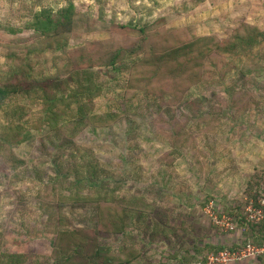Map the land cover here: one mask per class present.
Wrapping results in <instances>:
<instances>
[{
	"label": "rangeland",
	"instance_id": "rangeland-1",
	"mask_svg": "<svg viewBox=\"0 0 264 264\" xmlns=\"http://www.w3.org/2000/svg\"><path fill=\"white\" fill-rule=\"evenodd\" d=\"M70 6L66 44L45 49L47 41L27 29L28 23L42 9ZM243 24L264 32V0H0V76H10L25 56L43 73L29 83L30 93L12 94L0 104V135L21 122L27 131L18 145H10L20 163L0 155V252L22 253L26 264H54L50 254L59 231L97 230L96 201L126 218L127 234L99 235V243L113 252L140 249L144 259L159 261L169 250H185L202 258L214 245L242 242L244 210L264 191V40L228 63L207 58L196 73L209 78L187 91L180 74L169 73L175 97L160 103L144 91L125 103L131 60L95 67L90 80L99 92L93 112L122 117L110 127L81 131L75 144L87 154L50 133L47 124L35 127L39 114L31 108L41 106L37 92L45 83L60 94L84 85L58 67L64 53L89 42L101 46L118 39L143 50L169 33L223 40ZM92 159L104 170L95 183L63 171L71 163L84 174ZM45 185H56L53 203L42 197ZM212 200L224 213H236L237 231L224 233L210 223L203 208Z\"/></svg>",
	"mask_w": 264,
	"mask_h": 264
},
{
	"label": "trees",
	"instance_id": "trees-1",
	"mask_svg": "<svg viewBox=\"0 0 264 264\" xmlns=\"http://www.w3.org/2000/svg\"><path fill=\"white\" fill-rule=\"evenodd\" d=\"M72 9V6L57 12L51 9H42L34 14L33 19L27 25V29L39 34L43 41H47L45 45L48 46L45 49H53L55 47L61 49L68 40V36H66L63 29L70 27L72 24ZM124 29L128 28L124 27ZM263 40L264 32L262 30L254 25L243 24L228 38L223 40H219L216 37L189 38L187 34L169 33L165 37H160L154 41L151 40L152 43L150 45L146 43L143 50L142 48H128L118 43V39H113L112 43L101 46L95 42H89L84 47L64 53L60 57L61 65L58 67L65 74L78 75L84 85L80 83L76 91L62 92L60 94L59 90L51 87L49 82L45 83L44 87L37 92L40 96L41 106L31 108V111H37L39 114V118L33 124L37 128L47 124L50 133L60 134L65 143L69 141L77 151H83L84 154H87L85 148L81 149L75 144V140L81 131L87 127H110L122 117L120 113L101 115L93 112L91 102L93 97L99 92L95 84L90 80L93 75L91 70L95 67L115 66L124 60H131L133 70L129 74L127 81L125 103H130L141 91L152 94L154 100L160 103V101L170 100V98L175 97L170 81L166 78L169 73L178 72L180 75L177 77L183 83L184 90L187 91L195 86L196 83L205 79L197 76L196 70L204 67L207 58L214 59L217 63H228L227 59L237 53H240V55L246 52L249 53V51L259 46ZM43 52L44 50L40 52V56H44ZM30 53L27 52L25 55ZM141 53H144V57L134 62L133 60L138 58ZM27 57L19 58V64H16L10 70L12 71L10 76L5 74L0 76V104L12 94L30 93L29 83L31 80L38 73L42 76L41 67L34 69ZM217 63L216 65H218ZM147 69H149V73L145 75ZM86 92L89 94L87 102H84L82 95ZM78 94L80 95L78 96ZM69 97L73 98V100L68 99ZM75 103L77 105L76 109L73 107ZM43 112L44 115L41 116ZM23 123L21 122L16 126H5L6 128L3 129L0 135V155L4 160L10 158L12 160L11 163H20L21 161L12 152L10 145H18L22 141L23 135L27 132ZM84 158L81 157V160H84ZM21 163H23V160ZM84 165L89 168L85 169L86 172L84 174L82 168H75L71 163H66L63 171L69 174H80L81 178H78V180L83 179V183H85L84 179L86 178L90 179L92 183L97 182L99 176L96 173H103L104 170L102 168L97 170V162L94 164L93 159L91 162L87 161ZM61 183H63V178ZM55 186H43L42 197L52 203L58 199L52 190ZM86 199L94 198L89 195ZM92 204H94L97 211V230L74 229L71 231H59L50 254L54 264H168L164 260L153 261L144 259L142 255L144 256L145 251L140 249L139 251L130 248L124 252H113L110 251L108 246L101 245L99 243V235L101 233L108 235L127 234V221L124 214L114 206L100 201ZM221 212L224 213L222 210ZM226 214L239 218L233 211L226 212ZM241 225V230L244 233L246 232L242 245H264V224H253L243 219ZM214 246L216 247L212 248V251L202 258H193L185 250L181 251L179 259L177 258L179 256L178 250L173 257L178 259L179 264H194L205 261L207 255L212 252L238 247V245L230 247L225 245ZM0 264H26V261L22 253L11 252L5 254L0 252Z\"/></svg>",
	"mask_w": 264,
	"mask_h": 264
},
{
	"label": "built area",
	"instance_id": "built-area-1",
	"mask_svg": "<svg viewBox=\"0 0 264 264\" xmlns=\"http://www.w3.org/2000/svg\"><path fill=\"white\" fill-rule=\"evenodd\" d=\"M204 214L210 223L224 233L237 231L238 222L234 216L222 213L215 201H208L204 208ZM244 220L253 224H264V191L256 202L250 201L244 210ZM246 260L258 261L264 264V245L243 244L240 242L237 248L224 249L207 255L203 262L194 264H236Z\"/></svg>",
	"mask_w": 264,
	"mask_h": 264
},
{
	"label": "crops",
	"instance_id": "crops-1",
	"mask_svg": "<svg viewBox=\"0 0 264 264\" xmlns=\"http://www.w3.org/2000/svg\"><path fill=\"white\" fill-rule=\"evenodd\" d=\"M214 242H215V241H214ZM214 242H213V241L211 242L212 245L214 244ZM208 243H210V242H208ZM146 245H148V244H146ZM168 253H169V254H168ZM180 253H181V252H180ZM180 253L178 254V255H179V256L177 257L178 259L180 258ZM174 254H175V251H173V250H169V252L166 253L167 259L164 258V259H165L164 261L168 262V264H169V261H170V262H176V261H178L177 258H174V257H173ZM252 263H253L252 260H246V261H242V262H239V263H236V264H252ZM177 264H179V261H178ZM253 264H254V263H253Z\"/></svg>",
	"mask_w": 264,
	"mask_h": 264
}]
</instances>
